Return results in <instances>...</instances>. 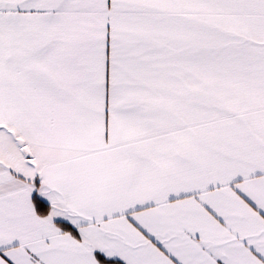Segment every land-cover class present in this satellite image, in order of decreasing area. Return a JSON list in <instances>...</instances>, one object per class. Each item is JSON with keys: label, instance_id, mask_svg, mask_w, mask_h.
I'll return each instance as SVG.
<instances>
[{"label": "snow or ice", "instance_id": "snow-or-ice-1", "mask_svg": "<svg viewBox=\"0 0 264 264\" xmlns=\"http://www.w3.org/2000/svg\"><path fill=\"white\" fill-rule=\"evenodd\" d=\"M0 264H264V0H0Z\"/></svg>", "mask_w": 264, "mask_h": 264}]
</instances>
